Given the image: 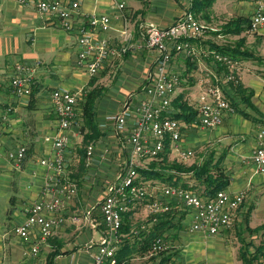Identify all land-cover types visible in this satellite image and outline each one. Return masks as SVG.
I'll use <instances>...</instances> for the list:
<instances>
[{"label":"crops","instance_id":"1","mask_svg":"<svg viewBox=\"0 0 264 264\" xmlns=\"http://www.w3.org/2000/svg\"><path fill=\"white\" fill-rule=\"evenodd\" d=\"M69 1L78 2V14L74 28L67 31L61 27L56 17L40 13L33 3L21 4L17 0H0V141L2 143L0 189L5 192L2 196L3 201H8L13 206V209L6 207L3 210L2 220L5 226L8 225V229L3 230L4 228L0 227V264L10 261L11 263L17 261L18 264H92L95 247L89 248L88 244L93 245L99 242L103 235L104 228L101 227L103 222L98 205L104 196L102 193H105L106 183L100 191V200L94 203L88 196L89 189L85 191V177H88L89 172L92 171L103 175L100 170L110 166V161L106 158L108 155L122 157L123 161L119 165L121 168H118L120 171L118 170L117 173L123 170L126 138L130 132L131 122L125 130L116 131L114 122L106 120V116L111 113L106 111V108L98 111L99 106H112L108 102L100 103V95L95 101L96 130L91 133L82 126L80 102L83 95L81 92L83 94L87 88L102 89L100 85L103 81L109 80L111 74L118 73L120 70L118 77L137 75L136 85L129 89L133 92H141L137 94L135 101L131 100V94L126 99L113 100V104H118L119 109L127 99L132 102L138 101L143 96L142 89L150 80L157 55L153 49L137 47V44L141 42L139 26L150 22L158 27H167L182 14L185 4V0H132L130 5L125 2L124 8L119 9L117 4L124 0ZM258 1L264 0H252L248 2V5L245 2L243 9L239 6L235 10L231 9L230 12H233L235 16L248 12L249 20ZM92 13H105L110 16L111 28L106 35L116 46L122 44L121 31L124 27L129 29L131 43L134 44V48L124 55L107 60L99 72L100 77L99 73L94 76L89 75L77 62L78 27L85 25L88 16ZM238 22L230 20L229 26L224 29L236 38H241L236 44L226 46L218 42H210L205 39L206 37L194 39L192 45L197 51L196 56L188 59L182 53L174 52L169 69L180 73V83L172 100L183 93L185 100L192 105V110H196L195 119L180 120L179 146L191 149L194 154H198L199 157L194 163L198 166L207 160H211L213 164L220 160V165L229 177V184L225 189L232 193L242 192L244 201L236 210L231 226L216 235L192 230L189 210L186 215L183 214L181 220L177 214L171 219L172 226L163 234L169 243V248L162 254L154 255V259L150 260H148V254H137L131 260L133 264H161L162 262L165 264H244L243 258L249 260L251 264H264V172H257L250 159L257 146V131L260 127H264V28L257 32L247 30L249 34L244 39L245 29L239 32L240 34L229 31V29L241 27ZM221 47L233 49L235 56L242 59L239 79L244 87L252 91L250 98L252 107L240 102L239 107L244 109L248 116L239 112H225L222 123L211 129L191 125L198 115L197 99L203 89L200 80L206 78L208 72L215 69L214 62L207 57L208 51ZM199 52L203 55H198ZM244 60L256 62L259 67L246 66L245 70H242ZM20 62L35 68V83L29 95L14 94L10 85L14 66ZM91 78H94L92 84ZM104 85L105 88L108 87L106 82ZM54 89L78 91L81 95L77 107L80 127L70 131L65 151L67 176L76 182L77 192L71 200L64 203L60 210L65 222L56 228L53 235L40 244L38 252L33 254L29 251L35 241L34 234L27 239L19 237L16 239L12 228L25 220L34 202L50 196V193L46 191L49 173L46 167L40 164V160L53 154L52 136L58 127L50 100V93ZM102 92L101 90V94ZM228 92L231 93V89ZM174 111L175 109L170 106V112ZM83 137L90 138L91 141L88 144L91 143L94 146L89 165H86V158L83 164L80 162L81 152L78 153L79 151L75 154L79 156L76 159L78 164H75V160L72 159L74 143ZM166 143L168 144H165L163 152L166 153V161L170 163L175 161L178 155L171 142ZM86 145L82 146L81 150L85 151ZM21 146L25 148V156L20 167H15L8 153ZM158 159L156 160H161V158ZM149 163H145V167ZM190 165L192 164L188 163L187 166ZM85 171L87 175L84 176ZM155 171H160L162 175L154 174L155 177L150 178L151 184L155 185L154 195L157 197H162V187L174 185L173 180L177 176L180 177L177 180L178 183L184 181L192 185L194 182L191 173L178 172L169 166L162 168L161 164H157ZM174 174L176 175L172 177ZM100 177L97 176L96 180ZM116 177H113L109 183ZM171 202H174L175 210L179 213L185 212L186 208L181 203L176 200ZM15 205H21L19 213L17 209H14ZM139 208L137 207V211ZM132 210H130L129 218L131 229L142 221L138 218L139 212L136 218ZM12 215H16L17 218L13 224L9 225L8 220L12 218ZM85 215L87 219L84 218ZM70 216H76L78 221H71ZM179 221H181L180 227ZM173 224L178 226L174 227ZM147 226H145L146 230L151 224ZM131 229L129 233L121 232L122 242L133 239ZM92 230L100 233L98 240H95ZM225 246L230 251L226 261L222 260L221 253ZM54 252L56 255L49 260ZM166 258L169 260L165 261ZM50 261L52 263H49Z\"/></svg>","mask_w":264,"mask_h":264},{"label":"built area","instance_id":"2","mask_svg":"<svg viewBox=\"0 0 264 264\" xmlns=\"http://www.w3.org/2000/svg\"><path fill=\"white\" fill-rule=\"evenodd\" d=\"M17 1L21 4L33 3L40 13L56 17L61 27L67 31L75 26L78 14L77 1ZM192 1L185 0L182 14L167 27H158L150 22L139 26L141 42L137 47L153 49L157 55L150 80L143 88V96L136 102L127 99L118 113L106 116V120L114 122L116 131H123L129 122L131 124L126 138L124 168L108 183L98 205L104 229L99 242L88 244L89 248L95 247L92 264H117L116 252L122 243V214L131 210L134 202L144 203L152 224L157 220L158 214L169 210L170 201L176 200L189 209L192 230L215 235L231 226L236 210L244 201L242 192L232 193L220 189L212 197H206L176 185L162 187V197H157L146 191L137 172V168L145 167L144 163L157 158L164 151L167 141L176 149L179 160H186L194 155L193 150L179 146L181 122L169 116L170 104L180 83V73L169 69L172 55L174 52L182 53L188 59L195 56L196 50L192 40L198 39L206 28L195 17L191 8ZM117 7L123 9L124 2H119ZM110 28L111 18L105 13L90 14L86 24L78 27L77 62L91 76L97 75L107 60L122 56L134 48L128 28L124 27L121 31L123 41L117 46L106 35ZM261 28H264V1L256 3L247 25L249 32H257ZM209 52L215 69L200 80L203 89L197 99L198 115L191 125L211 129L222 123L225 112L235 111L227 100L225 91L230 89L229 84L236 85L240 79L239 63L236 59L218 50ZM217 65L223 67L222 72H217ZM34 77V66L16 63L14 75L10 80L14 94L29 95L35 83ZM80 98L78 91L54 89L50 93L58 127L52 136V156L40 160V164L46 167L49 173L46 191L50 196L34 202L25 220L12 228V232L21 239H27L34 234L35 241L31 245L33 254H36L40 244L46 242L55 229L65 222L60 210L77 192L76 182L67 176L65 151L70 131L80 127L77 111ZM130 119L132 120L129 121ZM256 136L257 146L250 159L255 170L261 173L264 172V127L259 128ZM1 147L0 141V150ZM85 153L86 165H89L94 153L93 144L86 145ZM24 156L25 148L22 146L8 153L15 167H20ZM84 218L87 219V215ZM70 220L76 222L78 218L70 216ZM143 228L145 226H142ZM168 248V241L163 237H157L152 242L148 255L159 254Z\"/></svg>","mask_w":264,"mask_h":264},{"label":"trees","instance_id":"3","mask_svg":"<svg viewBox=\"0 0 264 264\" xmlns=\"http://www.w3.org/2000/svg\"><path fill=\"white\" fill-rule=\"evenodd\" d=\"M213 0H193L192 1V11L197 18L206 19L208 17V10L210 9V6L212 4ZM249 20L246 19V24ZM248 25V24H247ZM246 25V26H247ZM241 27H235L233 29H229V31H232L234 33L241 32ZM216 50L227 53L234 59H236L235 51L230 48H217ZM218 66V65H217ZM223 71L222 66H218L217 72L220 73ZM94 81V78H91V84ZM229 88L231 89V93L228 92V90L225 91L226 98L229 101V103L233 106L234 110L236 112H239L245 116H248V113L244 111V109L239 107V103H245L249 107H252V103L250 101V98L252 96V91L244 87L240 82L236 85L229 84ZM101 88H91L88 91H85L83 94V97L80 102L81 106V115H82V126L87 128L91 133L94 132L95 129V101L97 97L101 95ZM171 107L175 109L174 112H170L169 116L172 118H176L178 120H185V121H191L195 119L196 117V110H192V105L189 104L185 98L184 94L180 93L178 94L172 101H171ZM90 138L87 137L85 142L89 140ZM168 143H166L167 145ZM165 145V146H166ZM83 151V150H82ZM81 151V159L80 162L83 164L86 158L85 151ZM162 152L158 155L157 158L153 159L147 167H139L137 168V172L140 177L143 176V179H150L154 178V174H158V176H162L160 174V171H155V167L157 164H161L162 168H166V166L171 167L172 169H175L178 172H188L191 173V178L194 180L192 185H189L188 183L181 181L178 183V179L180 177H175L173 180L174 185L184 187L186 189L192 190L193 192L206 197H212L217 190L225 189L227 185L229 184V177L226 175L224 168L220 165V160H217L215 164L212 163L211 160L204 161L201 166H198L196 164H192L190 166L182 165V163H179L177 161H172L168 163L166 161V153ZM161 158L160 161H157L156 159ZM159 160V159H158ZM160 162V163H157ZM165 164V165H163ZM176 174L172 175L174 177ZM171 177V178H172ZM174 202L170 203V208L168 211L158 214L157 220L151 224L148 230H141L142 232L137 234L135 237H139L137 241H132L126 239L123 241L119 247V249L116 252V258H117V264H133L131 261L135 255H145L148 254L151 248V244L157 237H163L164 232L171 227L170 224L171 219L174 218L177 214L179 216V219L181 220L184 215L188 213L189 209H185L184 213H179L176 208L174 207ZM130 214L131 211H127L122 214V226H121V232H128L131 229V222H130ZM184 214V215H183ZM102 218V217H101ZM151 218V217H150ZM151 222V219H150ZM181 221L178 222L179 227ZM173 226H178L173 224ZM101 227L104 228V225L101 224ZM166 239V238H165ZM133 242V245H132ZM132 245V246H131ZM160 252L159 254L164 253ZM56 255L54 252L49 260H52V258ZM154 259V255H149L148 260ZM169 258H166L165 261H168ZM49 263H52L51 261ZM244 264H251L249 260L246 258H243ZM165 264V263H161Z\"/></svg>","mask_w":264,"mask_h":264},{"label":"rangeland","instance_id":"4","mask_svg":"<svg viewBox=\"0 0 264 264\" xmlns=\"http://www.w3.org/2000/svg\"><path fill=\"white\" fill-rule=\"evenodd\" d=\"M221 1H223V2H221ZM226 1H229V2H226ZM250 1H252V0H219V1L213 0L212 4L210 6V9L208 10V17H206V19H201V18L197 17V19L206 26L205 31L203 32V34L199 38L203 39L204 37H206L205 39L210 41V42H214V43L218 42V43H220L222 45H226V46L227 45H234V43L236 44L238 42V40L241 38H239V37L236 38L232 33H228L227 31H224V29H226V27L229 26L228 23L230 22V20H237V21H239L238 23L242 26V29L243 30L245 29L246 34H244L243 38L246 39V37L249 34V32H247V29H246V19L249 18L250 13L247 12L246 14H241L240 16H235V14L233 12H230V10L231 9L235 10L239 6L241 7V9H243L242 7L244 6L245 2H247V5H248V2H250ZM123 2L124 3L126 2L128 5H130L132 3V0H124ZM220 3H222V5ZM201 44L204 46L203 42H201ZM195 53L197 54V51H195ZM198 55H203V53L199 52ZM210 55L211 54L208 51L207 57L211 58ZM211 60H212V58H211ZM236 60L239 63L238 68L240 69V61L242 59H240V58L238 59L236 57ZM246 66L259 67L258 63H256V62H253L250 60H244L242 62V66H241L242 70H245ZM119 74H120V70L118 73L111 74V76L109 77V80H104L103 84H101V85L98 84V86L99 85L102 86V91H103L101 96L99 97L100 103L101 102H108L109 104H112V106H109V107L99 106L98 111L100 109L106 108L105 110L108 111L109 113L116 114L121 110L122 106L118 109V107H117L118 104L114 105L113 100L119 101L121 99H126L131 94H132L131 100L132 101L137 100V94H139L141 91L138 93L137 91L133 92V91H130V89H129L131 86H133V88H134V86L136 85L137 78H138L137 75H135V74H132L131 76L121 75L118 77ZM99 77H100V73H99ZM105 82L108 84L107 88H105V85H104ZM88 90H90V88H87L85 91H88ZM84 92H83V94H84ZM142 93H143V89H142ZM83 94L81 92V95H83ZM234 112H236V111H234ZM235 136H237V135H235ZM86 139H87V137L85 139L83 137L74 143V146L72 149V152L74 154L72 156V159L75 160V164H78L76 159L79 157V156L78 157L75 156L76 151L77 152L79 151L78 153H80L82 151L81 149H83V147L91 141L89 139L85 142ZM96 154L98 156V153H96ZM198 157H199L198 154H194L192 157H189L186 160H180V161H179L178 157H176L175 161L181 162L182 165L187 166L188 163H190V164L196 163ZM98 158L101 159L100 156H98ZM106 158L109 159L110 166H107L103 170H100L103 173V175H100L99 173H96L93 171L89 172L88 177H85L86 178V180L84 181L85 185L83 184L85 187V191H86V189H89V195L88 196H89V198H91L90 201L92 200L94 203L98 202L100 200V191L103 188V184L106 183V185H108L109 181L113 177L117 176V174H118L117 171L118 170L120 171V169H118V168H121L119 165L123 161L122 157H120V156L114 157V156L108 155V156H106ZM148 162H151V161H148ZM148 162H146V164ZM98 163H101V161H98ZM96 167L98 169V166H96ZM85 175H87V171H85L84 176ZM97 176H101V177L97 178V180H96ZM140 179H141L143 186L145 187L146 191L148 193L155 194V188H154L155 185L151 184L150 179H143V176ZM106 185L104 188H106ZM4 193L5 192L0 189V227L4 228L3 230H7L8 225L6 224V226H5L3 223L4 221L2 220V218H3L2 216L4 215L3 210L6 207L9 209H13L12 208L13 206H12V203H9L8 201H3L2 196H4ZM85 194H86V192H85ZM102 194L104 195V193H102ZM4 200H5V198H4ZM20 206L21 205H15L14 209H17V213H19V211H21ZM23 207L24 206L22 205V208ZM137 207H140L138 209V211H137ZM131 210H132V212L134 211L133 215L136 218L138 215H140L138 218L140 220H142L139 225L135 224L133 226V228L131 229L133 236H134L132 241H134V240L137 241V237H135V236H137L139 231H140L139 233H141L142 232L141 230L145 231L147 229V227H148L147 224L150 225V219H151L150 217L151 216H148L146 209H145V205L143 202H138V203L134 202L131 206ZM137 212H139L138 215H137ZM16 218H17L16 215H12V218H10L8 220L9 225L13 224V222L16 220ZM142 226H147V227L142 229ZM92 234H93L95 240H98L100 238V233L98 231L92 230ZM15 237L17 239V236H15ZM213 237H216V236H213ZM217 238L222 239L220 237H217ZM132 245H133V242H132ZM4 251H5V249L3 250V253H4ZM229 252H230L229 249L227 248V246H225V249H223L221 251V253L223 254L222 260H224V261L227 260V258L229 257ZM29 253H31V250L29 251ZM29 256L30 255H28V257ZM4 264H18V263H17V261H16V263H11V261H10V262H6Z\"/></svg>","mask_w":264,"mask_h":264}]
</instances>
